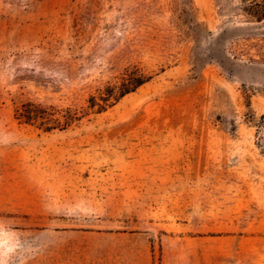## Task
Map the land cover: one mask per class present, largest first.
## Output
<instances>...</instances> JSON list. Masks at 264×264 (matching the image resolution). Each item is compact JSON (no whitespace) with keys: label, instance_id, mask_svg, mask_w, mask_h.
I'll return each instance as SVG.
<instances>
[{"label":"rangeland","instance_id":"1","mask_svg":"<svg viewBox=\"0 0 264 264\" xmlns=\"http://www.w3.org/2000/svg\"><path fill=\"white\" fill-rule=\"evenodd\" d=\"M260 0H0V264H264ZM150 81L65 130L125 68Z\"/></svg>","mask_w":264,"mask_h":264},{"label":"trees","instance_id":"2","mask_svg":"<svg viewBox=\"0 0 264 264\" xmlns=\"http://www.w3.org/2000/svg\"><path fill=\"white\" fill-rule=\"evenodd\" d=\"M260 2L264 4V0ZM241 11L252 22L264 21V5L254 4ZM150 79L151 77L141 73L140 68L132 66L125 68L113 82L98 89L97 94L89 95L85 100V107L59 109L28 101L15 106L14 117L19 124L34 127L42 132L62 131L79 122L89 112L94 114L104 112L119 99L149 82ZM262 154L264 156V150Z\"/></svg>","mask_w":264,"mask_h":264}]
</instances>
